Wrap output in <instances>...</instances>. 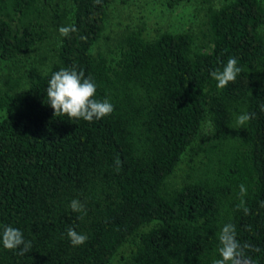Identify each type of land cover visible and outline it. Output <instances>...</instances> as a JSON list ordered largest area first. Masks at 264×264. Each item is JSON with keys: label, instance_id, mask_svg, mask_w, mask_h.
I'll return each mask as SVG.
<instances>
[{"label": "trees", "instance_id": "obj_1", "mask_svg": "<svg viewBox=\"0 0 264 264\" xmlns=\"http://www.w3.org/2000/svg\"><path fill=\"white\" fill-rule=\"evenodd\" d=\"M113 1L0 0V232L32 244L0 242V264H213L226 223L264 264V0H199L196 27L149 38L127 25L105 49ZM229 57L242 71L218 89L210 73ZM71 67L110 115L55 116L48 81ZM68 228L87 241L73 246Z\"/></svg>", "mask_w": 264, "mask_h": 264}, {"label": "clouds", "instance_id": "obj_2", "mask_svg": "<svg viewBox=\"0 0 264 264\" xmlns=\"http://www.w3.org/2000/svg\"><path fill=\"white\" fill-rule=\"evenodd\" d=\"M95 4H100L101 0H94ZM77 31L75 25H61L58 32L61 37H68L70 33ZM242 69L238 66L235 58L229 57L222 70L211 71V77L217 82L218 89H224L230 82H235ZM96 84L91 77H85L82 70L76 67L61 68L52 73L46 89L47 104L54 110L55 116L67 115L71 119H83L92 122L99 120L114 111L113 104L108 99H96ZM260 110L264 111V103L260 105ZM254 113H243L237 117V130L253 119ZM240 188V203L236 206L238 210H243L248 215L250 209L243 199L247 195V188L244 184ZM73 212H82L83 206L78 200H73L70 205ZM260 207L264 208V201L260 202ZM67 236L73 246L83 245L88 237L75 230L67 229ZM219 247L217 249L219 257L213 264H253L252 259L246 254V250H254L248 243H241L237 238L236 226L226 223L222 226L218 234ZM0 242L8 250L20 249L19 254L29 253L32 247L31 241L24 239L20 229L10 225L4 226L0 232Z\"/></svg>", "mask_w": 264, "mask_h": 264}, {"label": "rangeland", "instance_id": "obj_3", "mask_svg": "<svg viewBox=\"0 0 264 264\" xmlns=\"http://www.w3.org/2000/svg\"><path fill=\"white\" fill-rule=\"evenodd\" d=\"M193 0L189 4L168 9L166 0H114L108 8L107 22L100 45L108 49L115 47L118 34L127 26L145 27V35L152 38L162 29H181L196 27L199 16H195L200 1ZM195 16V17H194ZM0 62V74L4 73Z\"/></svg>", "mask_w": 264, "mask_h": 264}]
</instances>
